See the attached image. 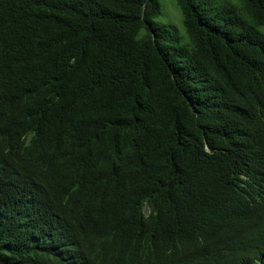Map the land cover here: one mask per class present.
I'll return each mask as SVG.
<instances>
[{"label": "trees", "instance_id": "1", "mask_svg": "<svg viewBox=\"0 0 264 264\" xmlns=\"http://www.w3.org/2000/svg\"><path fill=\"white\" fill-rule=\"evenodd\" d=\"M174 1L188 45L160 0H0V264H59L35 226L63 193L108 229L85 264H264V0Z\"/></svg>", "mask_w": 264, "mask_h": 264}, {"label": "clouds", "instance_id": "2", "mask_svg": "<svg viewBox=\"0 0 264 264\" xmlns=\"http://www.w3.org/2000/svg\"><path fill=\"white\" fill-rule=\"evenodd\" d=\"M50 167L49 172L36 174L31 172L30 183L36 187V190L30 194L21 190L19 193L21 200L28 198L34 202L36 196L55 190L54 176L68 172V164L50 163ZM149 202L151 203L150 198L145 199L144 208L148 211L151 210ZM49 203L52 205V211L42 213L35 227L46 231V247L53 241L56 233H60L65 239L56 244L55 249L48 252L49 256L59 264H85L91 258H99L97 253L105 246L104 236L108 230L107 227L100 223L97 225L82 224L71 218L68 209L75 204V199L68 193L58 195L53 202ZM248 204L254 205L251 209L252 214L246 211ZM241 215L245 222L255 224L254 229L262 234L264 241V185L246 196L243 200ZM127 264L157 263L152 259H144Z\"/></svg>", "mask_w": 264, "mask_h": 264}, {"label": "rangeland", "instance_id": "3", "mask_svg": "<svg viewBox=\"0 0 264 264\" xmlns=\"http://www.w3.org/2000/svg\"><path fill=\"white\" fill-rule=\"evenodd\" d=\"M160 3L161 13L155 17V21L158 23L174 25L177 28L180 43L182 45H188L190 42L189 36L184 25L183 15L180 8L174 0H160Z\"/></svg>", "mask_w": 264, "mask_h": 264}]
</instances>
